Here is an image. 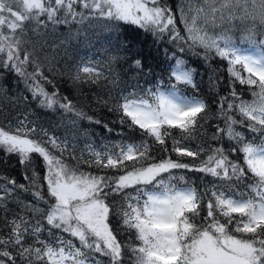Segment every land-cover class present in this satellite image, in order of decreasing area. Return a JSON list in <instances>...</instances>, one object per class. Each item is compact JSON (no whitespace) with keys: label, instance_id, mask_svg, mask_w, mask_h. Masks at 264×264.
Masks as SVG:
<instances>
[{"label":"snow or ice","instance_id":"6c2138e0","mask_svg":"<svg viewBox=\"0 0 264 264\" xmlns=\"http://www.w3.org/2000/svg\"><path fill=\"white\" fill-rule=\"evenodd\" d=\"M121 24L167 36L181 53L199 48L206 62L209 56L227 62L231 90L217 104L224 126L217 125L211 139L230 147L189 146L210 108L182 92L180 85L196 87L194 69L176 53L169 73L176 83L121 91L114 105L119 123L145 137L139 143L88 145L89 159L72 152L69 163L66 139L27 118L0 125V150L21 164L36 155L45 165L43 184L35 172L25 174L27 185L0 176V264H264V0H177L175 11L165 0H0V69L20 77L40 107L99 124L58 89L47 90V41L31 37L50 26L80 25L68 40L88 39L97 28L115 31ZM133 65L143 68L139 59ZM101 79H107L104 71L92 63H81L73 76L91 84ZM237 83L251 99L236 91ZM153 146L165 155L157 159ZM237 152L242 162L231 159ZM184 170L219 183L198 187L179 174ZM21 193L33 200L25 202ZM9 203L19 209L11 219Z\"/></svg>","mask_w":264,"mask_h":264},{"label":"trees","instance_id":"16d2710c","mask_svg":"<svg viewBox=\"0 0 264 264\" xmlns=\"http://www.w3.org/2000/svg\"><path fill=\"white\" fill-rule=\"evenodd\" d=\"M165 2L172 5L175 11L177 0H165ZM177 24L181 27L183 35L184 30L179 19ZM78 27L81 26L61 25L55 28L50 26V30L46 33L42 31L39 37L31 38L33 42L47 41L42 53L52 61L51 65H46V67H51V72L45 71V75L51 81V84H45L47 90L52 92L58 89L60 96L71 100L77 111H82L92 117L93 121H100V123L78 118L73 112L40 107L20 77L12 71L0 69V125L9 123L15 125L18 120L27 118L28 121L35 122L38 127H43L59 140L66 139L69 150L64 153V156L68 158L69 163H73L70 157L72 152L77 157L83 153V158L89 159L88 145L100 150L104 145L111 146L121 141L139 143L145 137L138 128L130 129L127 124L119 123L120 114L114 110V105L121 91L125 93L132 90L143 92L146 88L155 90L157 86L166 89L170 84L176 83L174 78H169L170 67L175 62L172 54L176 53L177 57L186 61L189 68L194 69L196 87L180 85L182 92L188 96H199L208 103L210 108L207 120L201 122L203 126L194 134L189 146L193 150L196 149L198 143H203L205 148L219 146V143H223L225 149L230 147L226 140L218 143L211 139L212 134L216 132L217 125L224 126L218 116V100L228 95L231 90L232 80L225 60L209 56L206 62L199 48L194 52L181 53L178 51V46L170 42L167 36L158 39L152 33L135 25L121 24L115 31L104 32L97 28L95 35L90 34L88 39L68 40L69 32L75 31ZM62 41L67 42L61 43ZM237 43L239 47H248L247 42L238 40ZM136 59L142 61V69L133 65ZM81 63L96 64L104 71L107 79H101L97 84L74 81L75 70ZM29 70L31 71V68ZM235 87L244 99H251L247 86L237 83ZM104 125H107V129L111 131H108ZM238 130L245 131V135L249 136L246 130L239 128ZM172 135L178 138L180 133L174 129ZM149 143L151 144L152 141L149 140ZM153 153L157 159L165 155L163 152L157 153L156 146H153ZM168 154L173 159H177L175 154L171 152ZM230 156L231 159L242 162V155L239 152L230 154ZM180 159L184 163H199V160L193 161L190 157ZM82 167L86 171L94 170L87 168L86 165ZM33 172L39 174L40 183L43 184L45 165L39 156L33 155L31 164H21L18 156L5 154L3 150H0V176L14 178L17 184L27 185L25 174L31 177ZM179 174L184 175L198 187L213 182L219 183L211 176L199 172L184 170ZM44 192L46 193V187ZM20 198L25 202L33 200L29 193H21ZM8 209L10 210L8 219L19 211L14 203H9ZM3 217L4 213L0 210V226L4 224ZM118 238L126 240L127 236Z\"/></svg>","mask_w":264,"mask_h":264}]
</instances>
